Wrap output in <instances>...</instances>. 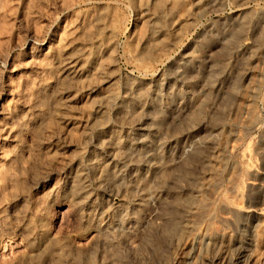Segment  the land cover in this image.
<instances>
[{
  "label": "rangeland",
  "instance_id": "1",
  "mask_svg": "<svg viewBox=\"0 0 264 264\" xmlns=\"http://www.w3.org/2000/svg\"><path fill=\"white\" fill-rule=\"evenodd\" d=\"M244 248L264 264V0H0V264Z\"/></svg>",
  "mask_w": 264,
  "mask_h": 264
},
{
  "label": "bare ground",
  "instance_id": "2",
  "mask_svg": "<svg viewBox=\"0 0 264 264\" xmlns=\"http://www.w3.org/2000/svg\"><path fill=\"white\" fill-rule=\"evenodd\" d=\"M152 16V15H151ZM164 17V16H163ZM77 62H78V59H72L69 63H68V66L66 67V72H68V73H72V70H73V72L75 73V67H76V64H77ZM76 74V73H75ZM74 74V75H75ZM71 75V74H70ZM73 75V76H74ZM215 154V153H214ZM124 183H126V182H124ZM145 196V195H144ZM206 206V205H205ZM125 208V207H124ZM229 210V209H228ZM250 211V213L252 212V211H254L253 209H250L249 210ZM222 212H224V213H222ZM221 212V217H222V219H221V221L222 220H228L229 219V214L230 215H232L230 212H225V211H222ZM199 213V212H198ZM201 214V213H200ZM202 215V214H201ZM224 220V221H225ZM220 221V220H219ZM229 221V220H228ZM231 221V220H230ZM223 223V222H222ZM225 223H228V222H226L225 221ZM230 224H228L227 225V229H228V226H229ZM217 227V226H216ZM220 228V227H219ZM219 228H218V230H219ZM225 228V227H224ZM107 229V228H106ZM222 229V228H221ZM126 231V230H125ZM227 232H230V231H227ZM211 233V232H210ZM209 238L212 240V243H213V245H215V243L217 242V235H210L209 236ZM109 239V238H108ZM208 240V239H207ZM225 242V241H224ZM218 243H219V241H218ZM226 243V242H225ZM227 244V243H226ZM229 245V244H228ZM217 248H219V247H217ZM226 248H227V246H226ZM220 250H223V249H220ZM219 250V251H220ZM226 252V251H225ZM209 255V254H208ZM223 255V254H222ZM245 257H246V253H245V248L239 253V256L237 257V260H236V262H235V264H245V261H246V259H245ZM222 258V257H221ZM246 263H247V261H246Z\"/></svg>",
  "mask_w": 264,
  "mask_h": 264
}]
</instances>
